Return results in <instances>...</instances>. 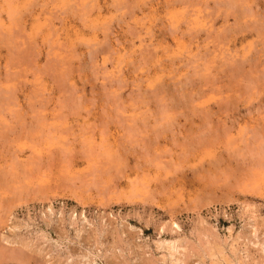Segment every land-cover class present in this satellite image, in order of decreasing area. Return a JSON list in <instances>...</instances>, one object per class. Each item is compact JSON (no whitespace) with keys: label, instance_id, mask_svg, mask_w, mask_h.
<instances>
[{"label":"rangeland","instance_id":"1","mask_svg":"<svg viewBox=\"0 0 264 264\" xmlns=\"http://www.w3.org/2000/svg\"><path fill=\"white\" fill-rule=\"evenodd\" d=\"M0 264H264V0H0Z\"/></svg>","mask_w":264,"mask_h":264}]
</instances>
